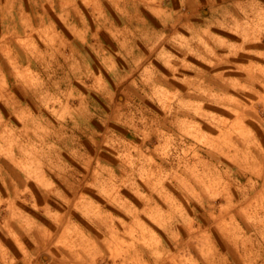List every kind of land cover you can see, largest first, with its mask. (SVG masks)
<instances>
[{
  "label": "rangeland",
  "instance_id": "obj_1",
  "mask_svg": "<svg viewBox=\"0 0 264 264\" xmlns=\"http://www.w3.org/2000/svg\"><path fill=\"white\" fill-rule=\"evenodd\" d=\"M0 264H264V0H0Z\"/></svg>",
  "mask_w": 264,
  "mask_h": 264
},
{
  "label": "bare ground",
  "instance_id": "obj_2",
  "mask_svg": "<svg viewBox=\"0 0 264 264\" xmlns=\"http://www.w3.org/2000/svg\"><path fill=\"white\" fill-rule=\"evenodd\" d=\"M149 260V259H148Z\"/></svg>",
  "mask_w": 264,
  "mask_h": 264
}]
</instances>
